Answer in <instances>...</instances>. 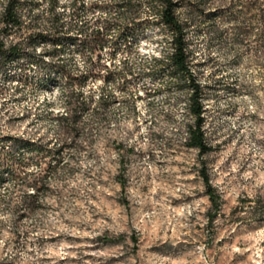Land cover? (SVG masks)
Listing matches in <instances>:
<instances>
[{
  "label": "rangeland",
  "instance_id": "1",
  "mask_svg": "<svg viewBox=\"0 0 264 264\" xmlns=\"http://www.w3.org/2000/svg\"><path fill=\"white\" fill-rule=\"evenodd\" d=\"M238 1L206 0L203 9L237 7ZM65 2L59 0L60 10ZM247 2L235 9V24L197 16L189 28L210 150L185 145L194 119L189 90L168 84L165 72L129 76V90L120 94L114 83L106 85L118 96L96 118L91 109L100 80L86 81L83 95L91 102L76 139L86 145L60 153L57 172L46 175L48 190L34 193L33 212L11 213L7 200L18 201L22 188L0 182V264H264V24L253 0ZM96 16L86 18L95 23ZM45 25L11 33L6 43ZM162 35L145 30L131 53L116 52L109 61L104 47L101 60L110 67L125 61L134 72L150 69L152 57L169 51ZM49 48L40 43L34 54L41 60L0 72V155L7 137L49 146L57 137L54 117L63 111L65 94L40 84ZM64 57L72 73L87 65L79 52ZM143 86L152 90L145 93ZM54 160L39 155L22 170L26 178L38 177ZM200 168L218 196L216 207Z\"/></svg>",
  "mask_w": 264,
  "mask_h": 264
},
{
  "label": "trees",
  "instance_id": "2",
  "mask_svg": "<svg viewBox=\"0 0 264 264\" xmlns=\"http://www.w3.org/2000/svg\"><path fill=\"white\" fill-rule=\"evenodd\" d=\"M206 0H66L64 9H59V0H3L0 7V72H10V68L22 70L20 62H36L42 56H35V47L47 43L50 48L43 51L47 59L44 61L46 78L40 84L53 85L63 89L65 106L63 111L54 117L57 137L51 146L48 142H39L32 138L7 137L8 144L0 155V182L12 183L15 190L22 188L19 200L10 197L7 204L11 213L25 216L34 210V193L48 190L50 182L46 175L56 173L59 167L60 153L71 147H84L86 142H76L85 125L80 121L82 114L89 108L90 95H83L82 86L86 81L100 80V93L96 105L92 107V117L96 118L98 110L106 106L118 96L107 92L106 85L114 83L118 94L128 89L129 76H158L166 73L168 84L189 90L188 111L194 117L193 124L187 127L185 145L200 153L210 150L202 131L203 98L202 86L193 74V50L190 41V26L199 17L203 22L214 23V17L220 16L231 23H237L238 8L249 7L247 0H239L237 7H216L205 13L203 6ZM45 3L42 7L41 5ZM233 5V4H232ZM257 12L260 23L264 24V2L253 0L252 7ZM236 9V10H235ZM97 15L95 23H90L86 15ZM45 27L28 32L25 37L6 43L11 33H21L40 22ZM96 24V26H93ZM160 30L166 40L169 51L152 57L150 69L134 72L125 61L119 64H106L101 60L100 51L107 47V60L113 59L116 52L131 53L138 39L145 30ZM30 48V51H29ZM76 51L84 55L86 67L72 73L65 60L66 52ZM98 51V54H93ZM68 54V53H67ZM125 60V59H124ZM43 78V77H42ZM159 88V86H157ZM155 87V88H157ZM152 90V87H142ZM131 93H129L130 95ZM82 122V123H80ZM54 158V162L41 169L40 176L26 178L22 166L36 156ZM25 156H28L25 158ZM120 166H124L121 158ZM208 200L215 206L218 196L214 195L208 177L202 168L199 169ZM49 183V184H48ZM122 185V183H121ZM24 188H29L26 193ZM216 207V206H215ZM210 215L208 220H212ZM108 241L107 239H105Z\"/></svg>",
  "mask_w": 264,
  "mask_h": 264
}]
</instances>
